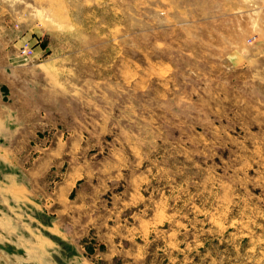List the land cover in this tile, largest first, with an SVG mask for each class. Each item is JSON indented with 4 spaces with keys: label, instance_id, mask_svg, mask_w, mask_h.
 <instances>
[{
    "label": "rangeland",
    "instance_id": "rangeland-1",
    "mask_svg": "<svg viewBox=\"0 0 264 264\" xmlns=\"http://www.w3.org/2000/svg\"><path fill=\"white\" fill-rule=\"evenodd\" d=\"M232 34L260 63L230 64ZM18 59L46 74L30 151L53 159L30 205L0 208L14 220L0 264H29L34 234L71 264L75 248L47 231L56 214L118 238V264H264V0H0V72ZM2 81L0 102H16ZM105 248L90 238L82 255L106 264L90 255Z\"/></svg>",
    "mask_w": 264,
    "mask_h": 264
},
{
    "label": "crops",
    "instance_id": "crops-1",
    "mask_svg": "<svg viewBox=\"0 0 264 264\" xmlns=\"http://www.w3.org/2000/svg\"><path fill=\"white\" fill-rule=\"evenodd\" d=\"M230 38L233 43L226 49L224 55L229 58V62L233 67H253L260 63L262 53L258 47L253 46L255 44L253 41L249 43L244 42L240 34H232ZM254 40L256 41V39ZM19 43L25 45L27 44V40L22 38ZM20 60L18 59V62L15 60L10 63L9 69L11 72H0L1 77L5 78V82L2 81L3 86L7 87L10 91L11 88H14L19 93H22L16 102H0V142L5 143V145L7 144L4 147L0 146V165H2V169H0V208L3 211L16 205H30L29 193L35 190V185L31 184L36 183L32 179V173L36 175V179H38V183L40 184L42 182L41 178L50 172V167L48 168L47 166L50 165L53 159L50 154L33 157L30 151L31 138L46 126V110L43 106L45 101H42L41 95L43 91L42 87H45V84H42L41 81L46 79V74L38 72L39 65L33 67L29 65L25 66V62L23 60L20 62ZM11 142L13 146H10ZM15 160L23 161V163L25 161V163H28V166L16 169L14 167ZM36 163L40 165L46 164V167L41 165L40 168H35L33 166ZM18 174H22L24 177L29 176L28 184H23ZM74 175L73 171H66V180L63 187L69 192L73 191L72 188L70 190L68 184L74 186V183H70ZM75 181L78 184V180ZM15 200L18 203H15ZM53 218L54 221L47 228V231L59 237L67 245L75 248V254L70 260L71 264H92V262L82 255L85 245L90 238H94L96 242H101L106 246L102 252L90 253L91 257H100L106 264H118V261L122 262L124 260L125 251L118 247V243H120L118 238L110 239L104 234V231L96 233L94 236L93 233L89 235L86 233V229L92 230L94 228L93 224H97L93 218L86 215L80 222L64 214H56ZM13 222L14 220L11 217L1 216V230L9 232L7 230L8 227L3 226L2 223L9 225ZM80 229H83V231H80ZM22 242L24 254L26 255V263L59 264L52 258L54 251L51 249L55 248L56 245L50 238L42 234H34L32 238L23 239ZM111 245H115L116 248L113 253L110 251Z\"/></svg>",
    "mask_w": 264,
    "mask_h": 264
},
{
    "label": "built area",
    "instance_id": "built-area-1",
    "mask_svg": "<svg viewBox=\"0 0 264 264\" xmlns=\"http://www.w3.org/2000/svg\"><path fill=\"white\" fill-rule=\"evenodd\" d=\"M31 54H32V50L27 44H25L21 47V49H20V55L21 56L28 57Z\"/></svg>",
    "mask_w": 264,
    "mask_h": 264
}]
</instances>
